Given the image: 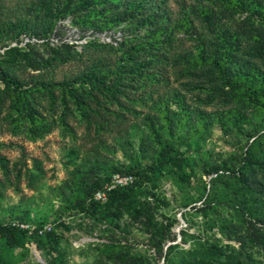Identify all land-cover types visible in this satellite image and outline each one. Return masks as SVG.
Wrapping results in <instances>:
<instances>
[{
    "label": "trees",
    "instance_id": "1",
    "mask_svg": "<svg viewBox=\"0 0 264 264\" xmlns=\"http://www.w3.org/2000/svg\"><path fill=\"white\" fill-rule=\"evenodd\" d=\"M19 1L7 14L0 6V103L6 94L33 137L43 138L53 129L36 98V94L41 99L49 96L55 103L53 87L66 90L87 123L101 129L108 126L97 120L105 117L92 104L102 109V98L118 107L115 116L121 123L128 120L120 111H137L127 101L144 106L151 102L153 107L154 114L144 118L145 136L135 135L140 139L139 153H128L121 144L124 162L104 169L109 176L132 175L134 183L109 192L104 204L96 201L95 193L105 181L96 163L80 184L84 195L74 209L97 226L113 225L112 230L103 229L110 230L109 241L95 246V264H160L162 259L164 264H264V0H198L191 6L183 2L176 17L168 0ZM70 32L85 40L81 50L76 41L66 38ZM117 33L121 41L113 40L116 45L101 41V35ZM181 34L194 41L191 50L174 49ZM97 52L116 56L109 60L96 56ZM83 54L93 64L73 79L57 83L42 76ZM28 72L38 74L27 78ZM181 87L192 99H200L193 94L197 91L207 92V103L220 100L224 110L212 120L208 112L188 102ZM63 103L68 110L65 98ZM214 121L225 134H235L239 154L203 166V174L213 177L209 195L202 178L203 193L196 200L147 194L145 185L152 176L159 178L169 166L184 169L181 146L199 139ZM140 128V124L130 126V133ZM240 137L246 140L242 148ZM129 138L126 143L133 146ZM40 163L36 161L37 168ZM0 165L5 176L0 178L2 202L8 187L19 188L11 179L10 161L0 155ZM28 175L32 188L37 179L34 169ZM21 176L19 170L17 181ZM172 205L190 208L182 213L186 220L192 212L201 216L204 231L213 238L194 239L185 249L195 238L186 230L181 232L182 243H174L179 221L164 212ZM7 211L12 221L32 222L30 208L22 201L9 205ZM125 216L129 220L121 223ZM58 225L69 229L65 223ZM131 228L145 237L148 249L132 246ZM119 232L124 239L117 237ZM0 233V264H11L16 251L26 249L30 240L44 251L47 264H59L53 254L59 245L55 229L31 238L0 221Z\"/></svg>",
    "mask_w": 264,
    "mask_h": 264
},
{
    "label": "rangeland",
    "instance_id": "2",
    "mask_svg": "<svg viewBox=\"0 0 264 264\" xmlns=\"http://www.w3.org/2000/svg\"><path fill=\"white\" fill-rule=\"evenodd\" d=\"M22 2L24 1L22 0ZM183 2L187 6H191L197 4L198 0H168L167 6L175 14V17ZM19 4H21L19 0H0V6H2L5 14L13 11ZM178 37V42L174 48L177 52L193 48L195 43L192 39H188L189 37L183 36V34ZM66 38L69 41H76L79 50L85 43V40L80 39L78 35L72 34V32L68 33ZM100 38L102 42H106L103 35ZM181 39H184L183 43ZM94 54L106 56L109 60L116 56L100 52ZM74 57L61 64L56 70L44 73L42 76L47 80L53 79L57 83L67 82L87 66L93 64L92 61H89L88 54ZM28 74L29 76H36L38 72H28L27 78ZM20 75L23 77L22 73ZM174 78L173 75L172 80ZM178 85V83H174L173 88H177ZM53 88L55 103L49 99V96L41 99V95L36 94L40 112L53 123L52 131L43 138L33 137L29 133L30 126L28 123L14 114L10 98L6 94L1 97L3 104L0 103V155L10 161L11 179L18 184L19 190L16 187H8L5 190V200L0 202V221L12 222V217L7 208L9 205L18 204L22 201L23 205L30 208V220L32 221L30 224L42 226L51 223L54 225L59 238V245L58 250L53 251V254L59 264H95V246L98 243L109 241L111 232L108 229H103L111 228L112 230L113 225L111 223L108 227L97 226L84 214L74 209L73 205L76 204V200L84 195L81 193L80 184L85 180V172L97 163L100 167L97 172L101 174L99 175L103 180L105 179L102 188L98 191L103 190L112 178V175L109 176L110 173L104 174L105 167L118 166V162H124L121 144L126 147L128 153H139L141 148L138 137L146 134L143 125L144 118L154 114V111L151 102L144 106L127 101V106H131L130 108L137 111L132 114L120 111L123 114L126 113L128 120L121 123L117 121L115 116L119 110L118 107L111 103H105L102 98V106L109 108L110 111L92 104V107L105 117L104 120H97L100 124L104 122L108 126L101 129L95 123L92 125L87 123L69 98V93L66 90L61 86ZM181 90L188 96L190 104L208 112L212 120L224 110L220 100L207 103V92L197 91L193 94H198L200 99H192L193 95L186 92L184 87H181ZM64 98L69 106L68 110L65 109ZM135 124L141 125L140 131L130 133V126ZM210 127L202 136L199 135L200 138L196 141L191 140L188 144L181 146L180 152L183 153L182 158L185 161L184 169L169 166L159 178L152 176V180L145 185L147 194L151 192L152 195L150 196H165L168 200H181L182 196H189V198L196 200L203 193L204 186L200 181L202 178L207 186L206 196L209 195L213 177L203 174V166L212 162L228 161L231 156L239 154L238 149H236L235 134H225L216 121ZM129 136L133 146L126 143ZM245 143L246 140L240 137L238 147L242 148ZM36 161L41 162L40 168L36 167ZM144 162V159L141 160L143 165ZM31 169H34L37 176L32 188L29 185L30 178L28 175V171ZM19 170H22V176L17 181L16 174ZM0 178L5 179L1 165ZM106 178L109 179L106 180ZM94 199L102 204L108 200H99L95 196ZM203 202L204 200L198 201L196 205L200 206ZM189 210L190 208L181 210L178 205H172L164 210L166 215L176 217L179 221L173 230L177 234V240L174 243H182V231L188 230L190 235H195V238H191L190 243L184 246L185 249H189L198 238L210 240L213 238L211 233L204 231L201 216L192 212L193 216L188 217L189 220L183 218L182 213ZM128 220L125 216L121 223ZM58 223H65L69 229L59 227ZM129 230H131L132 236L128 239L132 246L140 250L148 249L145 237L135 228ZM119 234L117 237L124 239L125 235L120 232ZM174 243L170 242L168 245ZM41 260L47 264L44 251L40 250L36 243L30 240L26 244V249L16 251L11 264H42ZM160 264H164V259L160 261Z\"/></svg>",
    "mask_w": 264,
    "mask_h": 264
},
{
    "label": "built area",
    "instance_id": "3",
    "mask_svg": "<svg viewBox=\"0 0 264 264\" xmlns=\"http://www.w3.org/2000/svg\"><path fill=\"white\" fill-rule=\"evenodd\" d=\"M112 34H103V38L106 39L107 43H113L117 44L115 41H121V34H115L113 37ZM3 52V51H2ZM135 179L132 175L128 174H115L112 176L111 180L104 186L103 190L98 191L95 194L96 199L99 200H107L108 193L112 190H115L117 188H125L127 186H130L134 183ZM10 225L15 228H19L20 230L27 233L29 237H35V236H44L48 233H51L54 229V225L51 223H48L46 225L42 226H35L30 223L20 222V221H12L10 222ZM1 238V233H0Z\"/></svg>",
    "mask_w": 264,
    "mask_h": 264
},
{
    "label": "water",
    "instance_id": "4",
    "mask_svg": "<svg viewBox=\"0 0 264 264\" xmlns=\"http://www.w3.org/2000/svg\"><path fill=\"white\" fill-rule=\"evenodd\" d=\"M41 263H42V264H46L43 260H41Z\"/></svg>",
    "mask_w": 264,
    "mask_h": 264
}]
</instances>
